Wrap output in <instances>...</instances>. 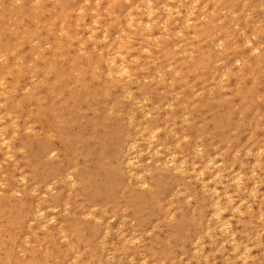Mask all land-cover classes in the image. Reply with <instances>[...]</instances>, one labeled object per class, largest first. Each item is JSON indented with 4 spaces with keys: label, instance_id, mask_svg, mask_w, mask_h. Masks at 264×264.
<instances>
[{
    "label": "bare ground",
    "instance_id": "1",
    "mask_svg": "<svg viewBox=\"0 0 264 264\" xmlns=\"http://www.w3.org/2000/svg\"><path fill=\"white\" fill-rule=\"evenodd\" d=\"M176 1L181 4L185 0ZM186 1L191 6H181L180 11L175 9L176 15L181 14L177 19L181 26L189 22L196 11L209 6L206 15L208 23L205 28H197L191 45L200 49L198 46L201 43L209 42L224 52L226 43L232 41L231 45L235 46L232 54L214 59L212 55L201 52L199 59L188 56L187 62L176 64L174 53L185 37L182 34L180 41L166 40L167 43L154 37L153 28L161 29L162 36L170 32L165 20L169 14L161 12L160 16L158 9L161 8L153 0H0V63L4 65V69L0 67V93L11 88L6 77L10 78V84L14 82L16 85L17 78L10 70L14 65L25 64L24 75L28 74L26 79L31 78L33 83H38L32 85L30 94L23 98L35 102L34 111L22 112L26 101H15L0 117V120H6L12 134L22 125V119H39L46 112L53 116L49 126H57L62 121L63 110H59L55 103L49 104L48 100L62 95L66 106L75 100V85L83 89L89 100L96 95L90 82H103L106 96L108 84L116 83L120 91L117 97L130 98L131 107L126 118L130 128L122 142L124 148L118 149V163L133 166L127 150L140 142L138 144L142 149L152 153L155 168L190 172L194 187L200 192L199 196L195 195L196 192L187 195L191 199V195L197 198L196 205L200 210L192 217L195 218V232L192 236L181 235L177 250L170 247L169 243L159 248L154 242L157 237L153 232L156 226L150 223V219L145 221L139 218L137 222L144 226L139 224L129 231L121 228L115 238H104L94 247L83 228L72 226L66 220L60 222L55 214L48 213L50 206L41 208V213H45L43 216H39L38 210L30 211V203L25 198L30 183L21 174L23 182H20L19 192L23 198L11 203L2 201L3 194L0 195V264H264V196L261 193L264 186V140L259 142L257 139L261 109L255 103L259 99L264 104V85L260 82L264 77V16L260 23L259 15L256 14L257 7L264 9V0ZM123 2L126 3L125 7L121 4ZM166 10L172 11L170 8ZM102 19L108 20L111 25H103ZM218 20L221 26L215 27L212 23ZM232 27L235 35L231 31ZM242 27L245 33L241 32ZM83 31L86 33L83 34ZM43 43L44 49H51V57L44 54ZM167 45L171 51H166ZM136 48L147 53V58L136 61ZM147 49L152 52L156 49V52L152 54ZM253 51H258V56L249 61L245 53ZM89 53L97 57L92 62H82L81 56ZM156 57L162 59V63L158 65L157 77H152L151 67L147 63L155 66L153 60ZM168 60L175 63L171 71H168V66L172 62ZM211 62H221L218 70L210 71L215 80L225 75L228 78L230 64L236 63L241 68L240 73L229 75L223 83L225 88L231 86L238 97L239 101L229 106H233L234 111L241 116L236 123L235 115L229 110L215 113V118L211 119L213 131L208 132L209 136L217 138L214 150L209 148L210 144H206L204 137L196 136L193 132L200 126L204 103L195 106V102H191L192 107L184 106L177 91L178 86L188 94L196 93L198 76L208 70ZM65 70L72 78L70 84H63ZM36 73H41V81L35 79ZM244 77L250 80L246 90L243 87ZM146 80L151 81L147 87H139L138 95L132 96L124 91L123 82L136 84ZM158 84L164 92L162 96L157 95L158 88L153 91V87ZM151 94L155 96L151 107L175 110L164 113L160 120L155 118L143 122L144 106L149 102L147 95ZM87 106L90 107V103ZM249 112L256 114L255 129L249 125ZM44 122L47 123L46 118ZM229 125L234 126L233 129L241 127V132L247 134L248 149L234 147L235 135L231 134L227 138L228 135L224 134ZM215 127L220 129L219 135H216ZM9 128L0 125V161L4 157H11L15 149L21 150L17 141L6 137L5 130ZM156 135H160L159 144L154 140ZM188 136L194 138L187 143V147L188 152H195L196 160L170 151L171 142L177 143ZM34 145L28 141L26 147ZM42 145L47 148L43 149ZM41 146L40 158L49 145L45 141ZM197 147L201 148L198 152ZM55 151L57 161L61 162L62 149L58 146ZM213 156L218 157V160H213ZM77 157L85 160L79 148ZM218 162L221 166L214 169ZM15 164L18 165V162ZM18 168L15 166L12 170ZM71 168L75 169L67 168L65 173L56 174L58 183H65L67 187L87 186L92 193L94 180H89L77 169L76 164ZM9 172V169L6 171L1 168L0 181L8 178ZM136 175L140 173L136 172L133 176ZM160 209L164 217L177 216L161 204ZM53 219L58 223L52 224ZM181 227L183 225L178 223L172 235L176 236ZM147 233L151 234L150 238ZM146 239H152L153 243ZM185 240L189 244L188 248L182 244Z\"/></svg>",
    "mask_w": 264,
    "mask_h": 264
},
{
    "label": "rangeland",
    "instance_id": "2",
    "mask_svg": "<svg viewBox=\"0 0 264 264\" xmlns=\"http://www.w3.org/2000/svg\"><path fill=\"white\" fill-rule=\"evenodd\" d=\"M34 1V0H33ZM48 1V0H44ZM153 3L158 5L161 12H166L169 16H166L167 29L170 34L166 36L160 35L161 29L153 28L154 37L160 41H173L174 39L181 38V35L185 37V40L178 44V51L174 53V59L176 64L182 65L183 62H187V57H194L199 59L201 52L204 55L210 54L215 59L218 56L222 58L233 53L235 48L231 42L226 43V51H220L218 48H214L209 42L201 43L200 49H196L191 45L196 35L197 28H205L208 23L207 13L209 6L203 7L201 11H196L193 18L189 20L184 26L179 24L180 20H177L181 14L176 15V10H181V6H191L189 1H183L178 4L176 0H153ZM125 7L126 3H121ZM165 5L164 7H161ZM166 8H170L172 11L168 12ZM183 8V7H182ZM157 11V12H159ZM263 7H257L256 14L259 15V21L262 23ZM184 13V12H182ZM164 15V14H162ZM226 13L224 14V17ZM103 25L110 26L111 23L108 20H101ZM161 22V21H160ZM257 24L259 22H256ZM259 23V24H260ZM215 27L221 26V21L212 23ZM243 28V27H242ZM241 32L245 33L244 28ZM158 29V30H157ZM195 31V32H194ZM231 31L236 34L235 29L232 27ZM85 31H83V34ZM188 33V36H185ZM187 38V39H186ZM133 41H137L132 39ZM166 41V43H167ZM139 42V41H138ZM138 42H135L136 45ZM91 44V42H88ZM43 52L45 55L51 57V49L45 48L43 43ZM135 48V47H134ZM225 48V44H224ZM166 51H171L169 45L165 46ZM150 53L155 54L156 49L153 52L147 49ZM98 54V52H96ZM136 61L147 58V53L139 51L137 48L134 51ZM258 51L246 52L245 57L249 61L257 58ZM97 56H92L90 53L82 55V62H88L95 59ZM170 61V60H168ZM167 61V62H168ZM92 62V61H91ZM155 66L147 63L151 67L152 77H157L159 63H162V59L157 57L153 60ZM168 66V71H171L175 66L174 61ZM4 65L0 63V67ZM221 66V62H211L208 70H204L203 74L198 76L196 81V93L188 94L183 92L180 87L177 86V91L181 95L182 105L192 107V103L195 102V106L204 103V110L201 116L200 126L193 132L196 136L204 137L206 144H210V149L214 150L215 144H217V138L209 136L208 132L213 131L211 125V119L215 118L216 112H225L229 110L235 115V121L241 115H238L233 106H229L231 103H237L238 97L235 95L233 88L223 87V83L228 80L229 75L234 73H240V66L236 63L228 66V78L227 75L222 76L219 80H215L210 71H216ZM101 67V66H100ZM99 67V69H100ZM25 64L19 66L14 65L10 67L13 72L12 75L17 78L16 85L10 84V78L6 77L7 84L11 86L5 93H0V117L4 114L12 102L26 101L21 108L22 112L26 110L34 111L35 102L33 100H25L24 97L28 96L31 91V86L38 84L32 81L31 78L26 79L27 75H24ZM201 71V70H199ZM201 73V72H200ZM12 77V76H11ZM226 77V78H225ZM63 84L72 82V78L68 71L65 70ZM243 87L246 88L250 85L249 78L244 77ZM35 79H42L41 73H36ZM13 80V78H12ZM233 82V79H230ZM151 80L142 82H136V84H130L129 82H123L124 91L132 96H136L139 93V87H147ZM262 85H264V77L260 79ZM76 84V81H75ZM91 88L94 87L96 93L93 99L87 100V96L80 86L75 85V100L65 105V100L62 95L58 97L50 98L49 104L55 103L59 110H63L62 121L53 126L52 132H50L49 126L53 116L51 113H45L43 117L39 119H22V125H19L15 134L10 132V128L7 125L6 120H0V125L5 126L6 137H11L21 146V150L15 149L12 151L11 157H4L0 161V169H9L8 178L0 181V195L3 194L2 201L17 202L23 198L19 192L20 182H23L21 174L26 176L30 183L29 191L25 198L30 203L29 210L40 211L39 216H43L41 208L50 206L47 210L50 214H55L57 220L69 221L70 225L83 228L85 235L90 241V244L96 247L104 238L112 239L117 236L118 231L122 228L125 231H129L133 226H138L137 218L149 220L150 223L156 226L153 231L157 237L154 242L157 243L159 248H163L165 245L170 244V247H174V250L178 249V240L181 235L192 236L195 232V218H192L194 214L199 213V208L196 205L197 198L193 195L192 199L187 197L189 193L194 192L196 196L200 195V192L194 187V180L190 172L180 173L178 171L166 170L155 168V161L151 156L152 153L149 150L142 149L141 143L137 142L130 146L127 153L130 154V159L133 162V166L120 164L116 160L117 152L120 147L124 148L122 142L125 139L130 125H128L126 118L127 112L131 110L130 98L121 97L118 98L120 93L119 87L116 83L108 84V96L103 92V82L92 81L90 82ZM153 86V84H151ZM151 86V87H152ZM190 87V84H188ZM158 88V89H157ZM160 84L153 87V91L157 89V95L162 96L163 90L160 89ZM191 88V87H190ZM189 91L187 88L184 90ZM41 97H43L41 95ZM153 94L147 95L149 102L145 103L144 116L142 121L148 122L158 118L160 120L164 113L175 110L174 108H162L157 109L151 107L153 103ZM192 102V103H191ZM90 103V107H88ZM257 107L261 109L259 118L261 119V126L257 129V139L259 142L264 140V104L259 99L255 100ZM87 110H89L87 112ZM21 112V113H22ZM249 125L252 129H255L256 114L249 112ZM47 119V123L44 119ZM227 118V115H226ZM208 120V122H207ZM29 127V129H24ZM196 127V126H195ZM227 127L224 134L228 135L227 138L234 134L236 137V143L234 147L238 146L240 149L245 150L249 148L246 133L241 132L242 128L236 126ZM194 128V127H193ZM214 131L216 135H219L220 129L215 127ZM255 133V132H254ZM160 135H156L155 141H159ZM194 140L192 137H184L181 141L175 143L171 142L170 151L178 152L182 157H187L190 160H196L195 152H188L187 143ZM196 140V139H195ZM28 141H32L33 147H26ZM47 142L48 149L45 154L40 158L39 150L42 142ZM204 142V140H201ZM14 142V143H15ZM247 142V143H246ZM140 143V144H138ZM225 145V144H224ZM59 146L62 149V161H57V153L54 149ZM46 149V145L41 146ZM85 155V160L77 157V149ZM158 149L161 147L158 145ZM201 150L197 147L196 152ZM52 151V153H51ZM8 152H10L8 150ZM55 154V155H54ZM87 155V157H86ZM2 157V153L0 152ZM55 156V157H54ZM180 156V157H181ZM213 160H218V157L213 156ZM16 161L18 165H16ZM264 163V162H263ZM77 165V169L84 173L90 180L95 182L92 193L89 192L87 186L82 187H67L65 183H58L56 174L58 172L63 174L67 168L70 170L72 166ZM19 167L17 170H12L13 167ZM22 166V167H21ZM221 163H216L214 169L219 168ZM51 168V169H50ZM141 169V170H140ZM148 170V172H146ZM136 172L140 175L133 176ZM246 177H249L246 175ZM71 176L69 177V179ZM137 179V180H136ZM223 179V176H222ZM73 178L71 179V181ZM70 181V180H69ZM33 184H32V183ZM138 182L140 184H138ZM41 183L43 185H41ZM4 188H6L4 190ZM190 193V194H191ZM261 193L264 196V186L261 188ZM160 204L169 208L171 212L176 213V217L163 216V212L160 209ZM127 206V208L125 207ZM31 212V213H32ZM46 212V213H47ZM38 214V212L36 213ZM97 219V221H94ZM52 224L58 223L55 219L51 220ZM178 223L183 227L179 228L177 235H172V230L177 227ZM148 230V229H146ZM172 236V237H171ZM147 237L150 238L151 234L147 233ZM174 239L175 241H171ZM189 240V239H187ZM187 240L182 244L187 248L189 246ZM146 241L153 243L152 239H146ZM156 248V247H154Z\"/></svg>",
    "mask_w": 264,
    "mask_h": 264
}]
</instances>
